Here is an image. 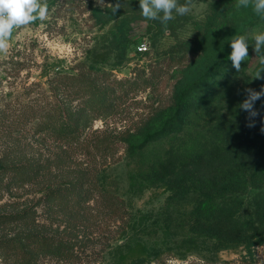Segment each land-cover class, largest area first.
Masks as SVG:
<instances>
[{
  "label": "rangeland",
  "instance_id": "374dc122",
  "mask_svg": "<svg viewBox=\"0 0 264 264\" xmlns=\"http://www.w3.org/2000/svg\"><path fill=\"white\" fill-rule=\"evenodd\" d=\"M132 1L48 0V18L14 29L8 53L0 54V106L51 97L49 84L55 73L76 74L83 67L102 80L106 74V80L109 79L115 89L116 100H111L117 104V109L109 116L98 118L93 129L109 127L126 133L141 132L135 142L137 149L128 152L124 143L115 145L111 163L87 161L85 155L77 153V161H65L67 173L61 175L55 170L58 164H63L61 161H40L42 166L48 167L45 177L53 179L55 186L63 180L77 178L76 167L85 164V167L97 169L91 176L100 191L122 201L121 211L127 222L121 224L115 220L114 223L107 215V203L102 204L94 198L86 202L88 208L84 210L75 204L76 200L69 205L65 199L61 200L63 212L42 203L28 218H35L38 230L53 239L48 245L52 249L60 248L63 253L44 254L47 248L43 241L29 240L25 242L26 247L35 253L34 259L29 256V264H264V223L255 232L252 246L222 247L218 241L202 234L193 221L195 197L190 192L187 194L188 189L173 195L149 168L171 147L172 140L162 135L163 121L174 104L176 85L187 66L198 56L193 51L194 40L200 34L224 35L225 28L208 26L210 19L215 18L216 25L231 24L234 21L231 14L237 11L250 15L254 13L253 4L236 7L237 0H194L189 14L174 13L175 19L166 27L159 20L143 19L141 13L132 12ZM117 4L119 8L114 12ZM216 11H221V15L213 17ZM252 21L244 34L249 43L248 59L241 63L240 72L232 66L231 60L221 70L223 74L218 80L223 96L230 83L234 91L241 90L239 96L243 99L246 88L259 91L264 85V79L253 78L264 66L255 59L251 39L253 32L264 31V18ZM188 42L191 44H185ZM143 44L148 50L140 53L138 48ZM194 72L196 69L191 71ZM261 76L264 77V73ZM29 86L32 91L26 89ZM202 89L191 90L189 101ZM261 101L264 103V97L254 105L260 115L252 128L258 130L264 128ZM238 117L248 124L247 112H240ZM30 131L0 127V207L7 211L22 209L25 201L34 203L33 198L38 200L44 194L35 179L24 185L15 184L12 178L16 173L4 170L12 164H22L25 169L17 178H24L31 176L30 166L37 163L7 161L3 159L7 154L14 158L26 153L24 156L30 158L35 153L38 157V149H41L47 157L51 155L47 145L52 142L39 137L33 146V130ZM146 134L149 138L154 135L152 142L144 141ZM181 137L182 134L176 139ZM179 139L173 140L176 147L181 143ZM15 140L26 148L20 150L16 146L14 149ZM245 193L241 214L244 219L251 216L258 191ZM20 231L37 230L25 228L23 224H7L0 228V237H13ZM5 250L9 253L0 254V264H16V260L24 256L16 247L1 248L0 253Z\"/></svg>",
  "mask_w": 264,
  "mask_h": 264
},
{
  "label": "trees",
  "instance_id": "16d2710c",
  "mask_svg": "<svg viewBox=\"0 0 264 264\" xmlns=\"http://www.w3.org/2000/svg\"><path fill=\"white\" fill-rule=\"evenodd\" d=\"M132 2V12L135 10V14H139V0ZM252 14L235 11L231 14L234 21L228 25H216L215 18H211L208 26L219 30L225 28L224 35L207 37L200 34L194 40L193 51L198 56L187 66V76L184 72L176 85L174 104L163 121L162 135L173 143L182 134V139H179L181 143L177 147L171 143L163 157L157 163L149 165L173 195H180L181 189L184 192L189 190L186 191L187 194L190 192L195 197L193 221L202 234L218 241L222 247L245 244L250 246L255 232L260 229L259 225L264 223V131L249 128L242 123L238 117L240 112H245L239 107L244 100L239 96L241 90L234 91L230 83L223 96L224 92L220 91L218 80L223 74L222 68L230 61L228 57L231 53V40L244 35L252 20L261 17L255 12ZM215 15L213 17L221 15V11H216ZM168 24L171 23L163 25L167 27ZM185 44L190 45L191 42ZM207 44L210 46L207 47ZM194 69L196 72L191 73ZM103 77L102 80L92 74L90 69L83 67L76 74L60 71L55 73L49 84L52 96L55 95L56 98H31L25 103L20 101L0 106V127L22 129L29 133L33 130V146L39 137L52 142L47 145V152L51 153L49 157L38 149V157L32 153L27 158L24 153L14 158L7 154L3 158L7 161H37L30 166L31 176L24 178H17L25 169L22 164H12L4 170L16 173L12 178L15 184L24 185L35 179L37 186L44 189V194L38 200L33 198L34 203L25 201L22 209L7 211L0 207V228L7 224H23L25 228L37 230L20 231L13 237H0V250L7 247L22 250L25 257L18 258L16 264H29V256L31 259L35 258L33 249L26 247L25 242L29 240L43 241L47 248L44 254L63 253L60 248L52 249L48 242L53 239L38 230L35 218H28L35 213L36 206L42 203L63 212L61 200L65 199L68 205L76 200L75 204H79L80 209L84 210L88 208L86 202L94 198L102 204L107 203V215L114 219V223L115 220H119L121 224L127 222L121 211L122 201L100 191L95 178L91 176V172L97 169L85 167V164L80 168L76 167L77 178L63 180L55 186L53 179L45 177L48 167L40 163L61 161L63 164H58L55 170L62 175L67 173L65 161H77V153L85 155L84 159L87 161L111 163L116 152L115 145L119 142L125 144L128 152L138 148L135 142L141 135L140 131L126 133L127 131H117L116 128L109 127L93 129V123L98 118L109 116L117 109V104L111 100L115 99V89L109 79L106 80V74ZM31 87L26 89L32 91ZM198 87H203L202 91L189 101L191 90ZM261 103L264 109V103ZM29 123L31 128L27 129ZM144 136L145 142H152L154 135H150V138L149 134ZM16 141L18 140H15L14 149L16 146L20 150L26 148ZM4 170L1 168V171ZM10 185L11 183L8 184ZM249 190H257L258 193L255 194L253 209L250 210L251 216L244 219L241 217L244 205L242 196ZM64 249H67L66 246ZM8 253L5 250L0 254L6 256Z\"/></svg>",
  "mask_w": 264,
  "mask_h": 264
},
{
  "label": "clouds",
  "instance_id": "9594fccd",
  "mask_svg": "<svg viewBox=\"0 0 264 264\" xmlns=\"http://www.w3.org/2000/svg\"><path fill=\"white\" fill-rule=\"evenodd\" d=\"M250 2L253 4V10L264 18V0H237L236 7H248ZM140 13L148 20H159L162 24H167L175 19V15L184 16L192 11L194 0H185L180 4L179 0H139ZM119 8L117 4L113 11ZM49 6L48 0H0V54H7L10 48V39L14 29L28 26L37 20L44 21L48 18ZM254 41L253 50L255 59L259 65L264 66V31L253 32L251 36ZM231 53L228 59L232 66L240 72L241 63L248 59V38L244 35L234 37L230 42ZM264 73V67L253 77L254 79H264L261 76ZM246 98L239 105L240 109L248 113L247 127L255 126V118L260 113L254 105L257 100L264 97V85L256 91L251 88L245 89ZM264 131V128L261 129Z\"/></svg>",
  "mask_w": 264,
  "mask_h": 264
},
{
  "label": "built area",
  "instance_id": "2783aa9c",
  "mask_svg": "<svg viewBox=\"0 0 264 264\" xmlns=\"http://www.w3.org/2000/svg\"><path fill=\"white\" fill-rule=\"evenodd\" d=\"M138 49H139L140 53H144V52H146L148 50V46L143 44V45L139 46Z\"/></svg>",
  "mask_w": 264,
  "mask_h": 264
}]
</instances>
